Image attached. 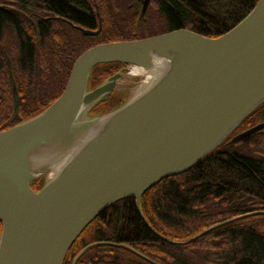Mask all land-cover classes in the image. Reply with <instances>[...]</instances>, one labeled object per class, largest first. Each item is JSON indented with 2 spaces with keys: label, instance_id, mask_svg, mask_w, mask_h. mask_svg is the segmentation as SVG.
<instances>
[{
  "label": "water",
  "instance_id": "95a60500",
  "mask_svg": "<svg viewBox=\"0 0 264 264\" xmlns=\"http://www.w3.org/2000/svg\"><path fill=\"white\" fill-rule=\"evenodd\" d=\"M136 1L140 22L150 0ZM76 28L95 35L100 24L97 30ZM113 62L138 67L145 76L135 75L140 84L118 105L92 114L117 89L123 71L90 88L91 71ZM12 93L15 113L14 81ZM262 102L264 0L215 37L178 28L86 48L56 99L0 130V264H61L85 227L118 200L133 197L142 216L141 195L153 185L190 169L225 138L234 143L262 130L264 120L231 135ZM39 178L43 183L34 189ZM261 213L246 212L170 242L185 244ZM93 244L120 246L158 264L125 243Z\"/></svg>",
  "mask_w": 264,
  "mask_h": 264
},
{
  "label": "trees",
  "instance_id": "16d2710c",
  "mask_svg": "<svg viewBox=\"0 0 264 264\" xmlns=\"http://www.w3.org/2000/svg\"><path fill=\"white\" fill-rule=\"evenodd\" d=\"M103 1L108 9L101 10L102 16L96 13L93 0H11L15 7L0 9V130L39 113L56 99L74 59L86 48L178 28L215 37L241 20L257 0H151L154 13L140 22L128 10L127 0ZM97 15L104 22L95 36L83 35L73 26L95 28ZM153 19L159 22L156 27ZM123 24L126 28H120ZM130 24L140 25L137 32L131 31ZM110 29L117 31V36H109ZM120 65H96L90 88ZM13 81L18 94L15 113ZM112 100L100 101L90 113L115 107L118 103ZM263 120L264 102L231 135ZM229 137L190 169L165 177L145 191L140 198L142 216L133 197L101 211L79 234L63 262L70 260L79 241L86 239L87 243H125L158 264H264V213L223 224L185 244L170 242L186 240L246 212L264 211V128L242 139L262 154L245 148L244 153L234 150ZM42 183L39 178L32 187ZM83 257L90 264H152L110 244H95Z\"/></svg>",
  "mask_w": 264,
  "mask_h": 264
},
{
  "label": "rangeland",
  "instance_id": "374dc122",
  "mask_svg": "<svg viewBox=\"0 0 264 264\" xmlns=\"http://www.w3.org/2000/svg\"><path fill=\"white\" fill-rule=\"evenodd\" d=\"M93 1H94L95 5H96V10H95L96 13L99 14V16L100 15L102 16L101 10L106 11L108 9L107 8V5L105 4L106 2H104L103 0H93ZM10 3H11V0H3V2H0V5H4V6H7V7H15V6L11 5ZM128 3L131 4L130 5L131 6V9H132V6H136V9H137L136 16H137L138 15V4H137V1L136 0H127L125 4L127 5ZM153 10H154V7L149 3L145 16H147L148 13H151L152 14ZM104 14L106 16V13L105 12H104ZM108 15H109V18H110L111 13H108ZM136 16L134 15V18ZM99 21H100L99 24H100V30H101V25L104 22L103 21V17H99ZM157 23L159 24V22L157 20H155V22H154V19H153V26L154 27L157 26L156 25ZM125 26H126V24H123L120 28H126ZM138 27H140V25L139 26H137V25L136 26H133V25L130 24V27L129 28H131V31L132 32H137ZM110 30H112V29H110ZM108 33L110 34L109 36H117L116 34H118V32L115 31V30L108 31ZM111 33H113V34H111ZM130 70H131V67H127L123 71V76L120 78L119 84L117 86L118 91H120L119 96L121 98H118V97L115 98V97H113L112 98L113 99L112 101L115 102V103L117 102L119 104L121 101L124 100L125 97L131 95L132 92L135 90V88L138 87V85L140 84V81H141L140 79L141 78L138 77V76L133 75ZM11 98L13 100V95H11ZM110 109H112V108H110ZM110 109H108V110H110ZM232 147H233L234 150H238V151H240L242 153H244V148H245L246 151L249 152V153L254 152L256 154H262V152H260V151H254L253 148L252 147H249L248 144H244V140H239L237 142L232 143ZM140 211H141V209H140ZM255 211H261V210H255ZM176 241H179V240H176Z\"/></svg>",
  "mask_w": 264,
  "mask_h": 264
},
{
  "label": "flooded vegetation",
  "instance_id": "af4514ba",
  "mask_svg": "<svg viewBox=\"0 0 264 264\" xmlns=\"http://www.w3.org/2000/svg\"><path fill=\"white\" fill-rule=\"evenodd\" d=\"M131 4L130 3H128L126 6L128 7V10L130 9V12L131 13H133V15H135L136 16V13H137V9H136V6H132V9H131V6H130ZM96 18H95V23H96V27L95 28H87V27H84V26H82V25H79V24H73V26L76 28V26H81V27H83V28H86V29H90V30H97L98 29V27H99V17L98 16H95ZM76 29H78V28H76ZM79 30V29H78ZM80 31V30H79ZM81 32V31H80ZM82 33V32H81ZM98 33H99V31H98ZM97 33V34H98ZM83 34V33H82ZM97 34H95V35H97ZM83 35H85V34H83ZM95 35H87V36H95ZM126 65H124V64H121L120 66H119V69L118 70H120V69H122V71H124L125 69H126ZM119 93H120V91H118V88L117 89H115L113 92H112V95L109 97V98H113V97H115V98H121L120 96H119ZM34 189H35V187H34ZM77 239V238H76ZM96 242H99V241H92V242H89V243H87V241H86V239H83V240H80L79 241V245H78V247L76 246L75 248H74V250L72 251V253H74L73 255H72V257H70V260H68V261H66V263H65V261L63 262V260H62V263L61 264H90L89 262H87L85 259H83L84 257H83V255H84V253L88 250V249H90L91 247H93L95 244H92V243H96ZM74 243V242H73ZM72 243V244H73ZM92 244V245H90L89 247H87L83 252H82V254L75 260V262H74V259L76 258V256L78 255V253L84 248V247H86L87 245H89V244ZM80 246V247H79ZM71 247V246H70Z\"/></svg>",
  "mask_w": 264,
  "mask_h": 264
},
{
  "label": "bare ground",
  "instance_id": "6f19581e",
  "mask_svg": "<svg viewBox=\"0 0 264 264\" xmlns=\"http://www.w3.org/2000/svg\"><path fill=\"white\" fill-rule=\"evenodd\" d=\"M131 73L133 74V75H140V76H145L144 74H145V71H143L142 69H140V68H138V67H132L131 68ZM151 74V73H150ZM151 77H152V74L151 75H147L146 77H145V79L141 82V84L142 85H145L150 79H151Z\"/></svg>",
  "mask_w": 264,
  "mask_h": 264
}]
</instances>
